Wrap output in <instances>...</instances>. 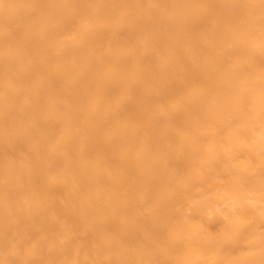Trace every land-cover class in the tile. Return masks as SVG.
<instances>
[{"label":"bare ground","instance_id":"obj_1","mask_svg":"<svg viewBox=\"0 0 264 264\" xmlns=\"http://www.w3.org/2000/svg\"><path fill=\"white\" fill-rule=\"evenodd\" d=\"M0 264H264V0H0Z\"/></svg>","mask_w":264,"mask_h":264}]
</instances>
